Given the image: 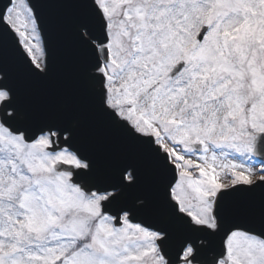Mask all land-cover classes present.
<instances>
[{
    "label": "snow or ice",
    "instance_id": "6c2138e0",
    "mask_svg": "<svg viewBox=\"0 0 264 264\" xmlns=\"http://www.w3.org/2000/svg\"><path fill=\"white\" fill-rule=\"evenodd\" d=\"M0 264H264V0H7Z\"/></svg>",
    "mask_w": 264,
    "mask_h": 264
},
{
    "label": "water",
    "instance_id": "95a60500",
    "mask_svg": "<svg viewBox=\"0 0 264 264\" xmlns=\"http://www.w3.org/2000/svg\"><path fill=\"white\" fill-rule=\"evenodd\" d=\"M5 3H7V0H0V7H2Z\"/></svg>",
    "mask_w": 264,
    "mask_h": 264
}]
</instances>
